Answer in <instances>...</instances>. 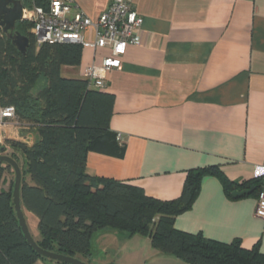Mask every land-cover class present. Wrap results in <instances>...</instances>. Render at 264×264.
<instances>
[{
  "label": "crops",
  "instance_id": "crops-1",
  "mask_svg": "<svg viewBox=\"0 0 264 264\" xmlns=\"http://www.w3.org/2000/svg\"><path fill=\"white\" fill-rule=\"evenodd\" d=\"M110 1L74 0L92 20ZM132 2L142 17L140 41L127 45L103 89L114 95L109 125L125 143V154L89 152L87 174L138 185L162 200L179 196L193 168L218 166L229 180L253 179L254 166L264 159V0ZM85 36L93 39V31ZM109 53L107 47L83 48L80 64L61 65V76L83 79L84 68ZM20 128L8 120L5 139L32 144L34 131ZM256 198L254 189L231 196L208 174L173 225L223 242L239 239L244 248L258 242L264 253ZM127 236L107 230L96 240L105 246ZM33 264L49 262L38 258Z\"/></svg>",
  "mask_w": 264,
  "mask_h": 264
},
{
  "label": "trees",
  "instance_id": "trees-1",
  "mask_svg": "<svg viewBox=\"0 0 264 264\" xmlns=\"http://www.w3.org/2000/svg\"><path fill=\"white\" fill-rule=\"evenodd\" d=\"M21 2L27 8L47 4V0ZM32 25L26 20L16 23V30L28 38L25 54L0 29V107L13 106L10 122L24 127L23 131L32 129L36 139L32 144L5 139L0 146L20 166V202L22 209L37 218L35 242L90 263L94 233L113 230L129 237H148L153 248L187 264H264L258 242L244 248L239 239L223 242L173 225L174 217L191 207L203 176L215 175L231 196L252 186L257 195L258 179L229 180L218 166L193 168L187 171L179 196L162 200L147 195L138 185L87 174L89 152L115 158L125 154V143L109 125L114 95L88 86L85 79L62 77L61 65L80 64L82 46L37 45ZM41 75L46 82L35 90ZM9 169L0 162V185ZM38 258L66 264L44 258L31 248L18 224L12 189L0 187V264H33Z\"/></svg>",
  "mask_w": 264,
  "mask_h": 264
},
{
  "label": "built area",
  "instance_id": "built-area-1",
  "mask_svg": "<svg viewBox=\"0 0 264 264\" xmlns=\"http://www.w3.org/2000/svg\"><path fill=\"white\" fill-rule=\"evenodd\" d=\"M31 22L36 44L77 43L82 48H105L110 51L99 63L88 64L83 79L88 86L103 90L107 73L121 67V58L129 44H138L142 17L132 0H111L96 20L88 17L74 0H47L45 6L23 7V19ZM93 31V39L85 36ZM14 117L11 105L0 107V145L5 141L3 127ZM121 141V136L117 134ZM8 150H6L7 152ZM253 179L260 181L254 215L264 221V159L253 168Z\"/></svg>",
  "mask_w": 264,
  "mask_h": 264
},
{
  "label": "rangeland",
  "instance_id": "rangeland-1",
  "mask_svg": "<svg viewBox=\"0 0 264 264\" xmlns=\"http://www.w3.org/2000/svg\"><path fill=\"white\" fill-rule=\"evenodd\" d=\"M45 82V77L41 75L34 89L36 90L40 88L45 84ZM3 144L4 142L2 145ZM19 163L21 165V161H19ZM13 178L14 173L12 169L5 171L2 176V183L0 187L5 190H11L13 186ZM23 214L31 237L34 240L38 239L39 231L36 216L25 208L23 209ZM98 234L99 231L95 232L92 237V258L90 257V264H103L106 262L116 264L117 260L124 264H187L172 255H157L162 253L151 246L150 240L148 241V245L144 243L146 242L145 239L147 237L140 235H133L132 237L127 236L129 239L125 241L114 240L103 246L98 240H96ZM104 247L109 248V250L106 251V248Z\"/></svg>",
  "mask_w": 264,
  "mask_h": 264
},
{
  "label": "water",
  "instance_id": "water-1",
  "mask_svg": "<svg viewBox=\"0 0 264 264\" xmlns=\"http://www.w3.org/2000/svg\"><path fill=\"white\" fill-rule=\"evenodd\" d=\"M23 3L21 0H0V29L4 36L10 40L11 44L21 53L25 54L28 46V38L26 35L16 30V23L23 19ZM23 128L19 129V132H23ZM0 162H4L11 166L14 178L12 186V203L13 208L18 220V224L22 231V234L26 242L31 248L40 256L54 260L57 262H63L66 264H90L80 258L65 255L53 251L46 250L40 247L35 240L31 237L27 228L23 209L20 202V186H21V169L17 161L10 155L5 153V147L0 146ZM254 189V186L247 190L235 191L233 196H240L250 193Z\"/></svg>",
  "mask_w": 264,
  "mask_h": 264
}]
</instances>
